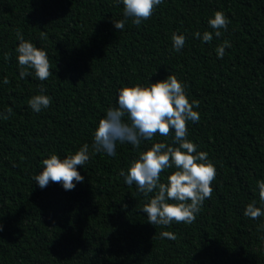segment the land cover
Here are the masks:
<instances>
[{
  "label": "trees",
  "instance_id": "obj_1",
  "mask_svg": "<svg viewBox=\"0 0 264 264\" xmlns=\"http://www.w3.org/2000/svg\"><path fill=\"white\" fill-rule=\"evenodd\" d=\"M216 11L230 21L220 37L208 24ZM121 19L118 0H0V264H264V216L244 215L252 201L264 210L257 186L264 180V0H163L139 26L129 18L117 30ZM206 31L213 35L207 43ZM18 33L47 52V81L31 69L20 78ZM174 33L186 38L180 51ZM225 40L232 46L218 58ZM168 75L190 102L199 101L188 139L217 175L196 220L165 227L140 211L155 192L146 196L119 173L153 143L175 146L174 132L142 140L138 149L117 142L114 157L96 152L93 142L121 88ZM38 94L52 103L36 113L28 101ZM84 144L90 159L77 167L83 183L74 181L70 191L36 184L44 159L66 158Z\"/></svg>",
  "mask_w": 264,
  "mask_h": 264
},
{
  "label": "clouds",
  "instance_id": "obj_2",
  "mask_svg": "<svg viewBox=\"0 0 264 264\" xmlns=\"http://www.w3.org/2000/svg\"><path fill=\"white\" fill-rule=\"evenodd\" d=\"M163 0H118L123 4L125 19L112 22L117 30H123L126 19L139 26L153 15L156 7ZM230 23L221 11L214 13V18L209 19V26L215 30V36H221V29L226 30ZM201 38V34H193ZM20 41L16 51L17 60L21 67V79L32 72L40 81H47L53 74L47 52L37 48L33 43L25 41L22 34L18 33ZM44 38V33H41ZM213 39L210 32H204L202 40L207 43ZM184 35L173 34L172 43L175 51H180L185 46ZM227 40L217 47L218 58H223L226 48H231ZM10 54L5 55L9 59ZM7 84V78L3 81ZM43 93V89H41ZM52 100L49 96L38 94L32 96L29 107L33 112L39 113L42 109L50 107ZM199 101H189L184 90V85L175 75H168L166 79L149 83L148 86L136 84L132 87H123L119 90L116 107L107 109L103 118L98 121L95 130L93 148L96 152H105L109 156L116 155V144L129 143L134 148H140L142 140L150 141L159 134L168 137L174 132L172 145L165 142L153 143L150 149L139 154L138 159L131 162L125 173L121 170L119 175L124 177L126 185H135L137 190L146 196L155 192V195L140 210L146 214L148 223L152 225L170 226L175 223L191 224L196 220L197 214L205 199H210L213 189L212 182L216 178V167L208 159L206 152L197 151V146L188 139L187 124L189 121L196 123L200 119L198 111ZM12 109H7L10 115ZM129 122H125L124 117ZM4 119L8 116L4 115ZM89 146L84 144L75 154L61 159L55 154L42 161L43 168L34 176V181L41 188L50 182L61 184L66 191L73 190L75 183H83L84 177L77 171L88 160ZM175 170L167 176V182H160L161 173L167 169ZM260 200L264 201V180L257 181ZM169 201H172L171 203ZM244 215L257 219L264 216V210L256 206V201L250 202ZM0 231L3 226L0 224ZM161 236L175 240L176 236L169 231H164Z\"/></svg>",
  "mask_w": 264,
  "mask_h": 264
}]
</instances>
